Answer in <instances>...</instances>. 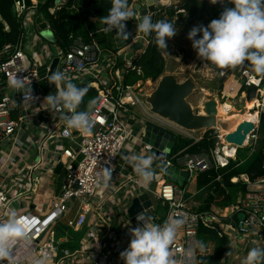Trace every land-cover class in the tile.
<instances>
[{
	"label": "built area",
	"instance_id": "1",
	"mask_svg": "<svg viewBox=\"0 0 264 264\" xmlns=\"http://www.w3.org/2000/svg\"><path fill=\"white\" fill-rule=\"evenodd\" d=\"M13 1L15 13L24 14L22 27L25 29L33 21L36 1L30 0L32 5L29 7L26 0ZM55 5L58 7L61 4ZM75 5L71 6L76 8ZM224 5V0L214 4L213 12L217 14ZM158 13L159 9L148 10L147 15L156 22ZM138 19L137 11L131 20L125 22L126 30L130 33L127 48H131L140 37L142 45L138 50H133L129 60L123 59L120 64L117 63V56L124 51L109 55L98 41L97 35L104 28L88 31L86 36L70 33L66 48L55 45L58 58L55 71H62L71 82L77 78L86 80L96 90L95 103L89 111L91 127L87 130L67 129L60 119L67 109L53 112L44 101L48 93L44 91L42 82L48 77L52 60L50 42L46 41L44 49L45 57L49 55V50L51 58L43 67L37 61L40 58L37 49L41 50L38 42L42 38L39 34L35 46L29 41H21L18 44L5 43L0 48V170L8 162L15 166L17 173L16 179L0 185V217H19L28 231L27 238L13 246L9 257L0 258V264H33L34 259H44V263L49 264H124L119 254L129 243L120 238L125 232L126 239L130 241V229L140 223L136 220L138 213L131 221L127 211L132 198L143 193L151 201V222L162 224L169 218L182 221L171 245L173 255L186 252L194 255L199 243L197 234L200 225L216 227L224 234L251 236L264 242V159L261 175L249 177L243 173L230 179L232 182L242 180L245 190L235 202L223 208L212 206L200 212L192 209L193 205H197L193 197L186 198L184 188L166 179L167 170L171 167L187 171L185 180H189L198 173L225 166L228 162L219 164L215 145L208 150H188L189 145L206 135L216 140L218 128L184 130L155 116L151 120L147 117L149 112L143 101L146 91H143L141 84L145 81L138 80L132 84L122 82L125 74H141L133 60L144 53L146 46L156 38L155 33L140 36L136 29H132L131 24ZM236 69L237 74L231 67L224 71L219 69L218 73L220 78L223 75L228 81L230 92H240L245 96L247 87H255L256 126L254 132L248 135L246 148L249 156L258 147L264 155V75L255 73L247 61ZM14 75L30 80L34 98L29 103L24 100L22 92L9 87L8 80ZM147 120L192 141L176 151L173 148L157 150L153 157L150 154L153 147L144 141L141 129ZM36 128L39 129L38 134L34 133ZM212 129L216 130L215 135ZM21 146L35 150L31 164L23 163L26 149L22 150ZM137 151L142 152L141 156L150 155L153 158L154 176L147 185L135 173L133 165L131 172L125 171L126 164H132V157ZM236 151L237 148L233 157ZM14 153L16 155H12ZM63 159L66 173L62 191L52 199L49 211L43 216L26 210L16 211L14 204L19 200L21 187L24 188V184L30 186L38 180L35 170H43L47 165ZM105 169L112 170L107 186L103 180ZM216 180L220 181L221 176L218 175ZM115 216L119 218L117 221L121 226L118 232L120 238L114 229L108 230L105 225L112 221H108L110 217ZM62 219L66 227L73 231L85 228L87 235L78 249L59 247L55 225ZM104 228L110 231L113 241L108 242L99 236Z\"/></svg>",
	"mask_w": 264,
	"mask_h": 264
},
{
	"label": "clouds",
	"instance_id": "2",
	"mask_svg": "<svg viewBox=\"0 0 264 264\" xmlns=\"http://www.w3.org/2000/svg\"><path fill=\"white\" fill-rule=\"evenodd\" d=\"M208 2L216 4L223 0ZM231 3L232 7H226L219 18L211 20L207 26H193L188 31L187 38L197 56L204 61L220 68H235L247 61L255 73L264 75V0H231ZM133 17L134 12L129 10L128 0H111L108 15L102 18V23L106 26L104 30L116 31L122 39L127 40L130 33L126 30L125 22ZM136 30L144 35L155 33L156 45L164 51H167V40L177 34L173 20L153 22L149 15L141 18ZM47 80L57 88L54 94L49 93L44 97L49 109L53 112L67 109V112L60 116L67 129H89V112L77 111L89 91L88 87H78L68 80L62 71L50 72ZM8 85L22 92L24 100L28 103L34 98L29 79L14 75L9 78ZM93 103L94 101L89 102V109ZM131 163L144 185L149 184L154 176L152 156L134 155ZM111 171L104 170L105 186L111 177ZM136 220L140 223L130 229L131 239L128 247L119 254L124 264H176L171 245L182 221L169 218L162 224H157L151 222L150 211H141L136 215ZM27 236L26 226L20 222L19 217L12 216L0 222V258L9 257L13 246L25 240ZM200 246L203 247L202 242ZM33 264H44V259H34ZM242 264H264V248H250Z\"/></svg>",
	"mask_w": 264,
	"mask_h": 264
},
{
	"label": "trees",
	"instance_id": "3",
	"mask_svg": "<svg viewBox=\"0 0 264 264\" xmlns=\"http://www.w3.org/2000/svg\"><path fill=\"white\" fill-rule=\"evenodd\" d=\"M130 1L131 0H128V5ZM224 3V8L217 13V16H219L226 7L233 6L231 0H224ZM26 4L28 7L32 5L30 0H26ZM72 4L86 8L98 18L100 22L99 25L106 27L102 23V18L108 15V10L111 7V0H66L65 4H61L58 7L55 5V0H43L40 2L36 7L34 16L42 14L48 18V27L54 35L55 45L59 48L67 47L69 43L68 35L70 33L86 36L89 29H94L96 28L95 26H97L90 23L85 15L78 13L75 8H72ZM208 5H211L213 10L214 4H208L206 0H181L175 6H169L166 10L168 14L174 13V10H183L188 13H193L198 11V9L207 11ZM52 8H54V10L51 12ZM151 9L153 10V5H151ZM23 17L24 14L18 15L15 13L13 0H0V48L5 43L18 44L22 41L24 38V29L22 27ZM102 34L106 41V33ZM129 41L130 37L127 40L121 38L119 45H126ZM109 48L112 52L117 51V48L112 46V43ZM133 62L140 68L141 74L136 75L135 72L125 74L123 78L124 84H132L137 80H144L147 78L153 81L161 75L163 73L165 60L160 49L156 45V39L150 42L146 46L144 53L137 56ZM76 85L78 87L86 86L89 89L77 111L89 112L91 109H89L88 105L90 101L95 100L96 90L88 86L85 81H80ZM191 141V139L186 137L177 136L173 151L189 145ZM214 145V138H207L206 135L200 141L189 145L188 150H208L213 148ZM238 149L239 148H237V151ZM263 159L264 155L261 149L258 148L250 155L249 160L246 162H240L239 159L230 158L225 166H218L217 168H212L208 171L196 174L195 177L191 178L194 180L193 189H188L187 186L188 181L191 179L184 180L181 187L185 189V197L189 198L192 196V200L197 203V205L192 206V209L200 212L209 210L212 206L223 208L235 202L238 195L244 192L245 183L242 180L232 182L230 179L243 173L248 174L249 177L261 175L263 173ZM218 175L221 176L220 181L216 180ZM68 230L71 233L73 231L70 228H68ZM197 235L199 242H202L203 245L208 242L213 243L212 253L209 255L211 260L220 259L230 251V244L227 236L216 227L200 225Z\"/></svg>",
	"mask_w": 264,
	"mask_h": 264
},
{
	"label": "water",
	"instance_id": "4",
	"mask_svg": "<svg viewBox=\"0 0 264 264\" xmlns=\"http://www.w3.org/2000/svg\"><path fill=\"white\" fill-rule=\"evenodd\" d=\"M146 1V0H144ZM147 4L151 0L146 1ZM55 3L65 4L66 0H55ZM134 10L139 11L138 24L144 15L148 14V8L140 3L134 4ZM214 12H209L208 15L199 18L201 25L207 26L213 19H218ZM36 32L50 42V49L52 52V60L49 65L50 72L55 71L57 64V51L54 45V35L48 27V18L37 14L34 18ZM141 36L143 33L138 31ZM142 38L129 48L126 53H121L117 56V63L120 64L123 59L129 60L132 57L133 50H138L141 47ZM173 57H177L176 60ZM165 58L163 73L156 78L155 86L152 90L147 92L143 101L148 108L149 114L157 118L163 119L173 125H176L184 130H200L209 128H218L221 124V119L216 115V101L211 97V94H200L203 98L199 103L193 104L190 97L198 90H210L216 86L210 82L205 81L201 72L202 66H209L211 62L199 59L195 62L190 74L183 80L178 79L176 70L180 67L184 54H170ZM46 85L48 88L53 86L46 78ZM244 100H239L236 108H240L245 102L250 101L255 95V87L249 86L244 90ZM143 130L144 141L152 145L154 155L157 150L163 148L172 149L176 141V135L157 125L151 120L145 121L141 127ZM251 125L248 122H240L232 131L225 135V139L241 148V144L245 140L248 133H250ZM187 171H180L175 167L167 170L166 179L175 181L179 186L187 177ZM153 211L151 201L147 194L143 193L132 198L128 208V216L131 221H134V215L141 211Z\"/></svg>",
	"mask_w": 264,
	"mask_h": 264
},
{
	"label": "crops",
	"instance_id": "5",
	"mask_svg": "<svg viewBox=\"0 0 264 264\" xmlns=\"http://www.w3.org/2000/svg\"><path fill=\"white\" fill-rule=\"evenodd\" d=\"M32 1H36V5H38L43 0H32ZM146 1H144V0H137V1L132 0V3L130 2V4L128 5V8H129V10L133 11L134 15H135L137 11L134 10L133 6L137 2L140 3L141 5L146 4L149 11H152L151 5H153V10L159 9V11H160L161 8H164V13H165V6L169 7L172 5L173 6L176 5V4H170V5H164L163 4L164 6H162L161 8H157V6H155L156 0H151L150 4H147ZM161 1L162 0H158L157 3L162 4ZM180 1L181 0H178V3ZM75 6H76L75 10H77L78 13L85 15L90 23L97 25V26H95L96 28L89 29L88 31L99 30L100 28L105 29V27H103V25H99L100 22H99L98 18L96 16H94L91 12H89L86 8L83 7L84 8V10H83L82 6H77V5H75ZM154 8H156V9H154ZM176 11L182 12L183 10H176ZM209 12L210 11L208 10V8H207V11H202V10L198 9L197 17H186L184 22L191 20L188 30H190L193 26L201 25L199 18H201L202 16L208 15ZM138 13H139V11H138ZM35 16L32 19L33 21L29 24L31 29H32V30L30 29V31H32L30 33V35L32 37L31 44L33 46H35V42L37 43V41H38V38H36L38 33L36 32V26L34 24ZM139 16H140V14H139ZM42 17H45V16L42 15ZM94 19H96V20H94ZM131 19L132 18H130L129 20H131ZM174 21H175V23L176 22L178 23L177 20H174ZM137 24H138V21L133 22L131 24L132 29H136ZM105 32L106 31L104 30L102 33H105ZM114 32L116 33V31H114ZM102 33H99V35H97L98 39H99L98 41L100 42V44L105 41L104 35ZM25 36H26V34H25ZM198 36H199V34H198ZM183 40L185 41V39H183ZM174 42L175 41L172 40L168 44L167 48L170 49L173 46ZM114 43H112V46L115 45L118 52L124 51L123 53L125 54L126 51L129 49V48H127V44L126 45H119L117 47L116 45H118V43L117 44H114ZM185 44H187L188 48L193 49L190 40H188L187 42L185 41ZM54 45H55V43H54ZM160 52H161L164 60H165L167 54L170 53V51H164L162 49H160ZM106 53H108L109 55H114L116 52H112L110 50L109 52H106ZM199 59L200 58L197 56L195 60L197 61ZM42 73H44L43 68H42ZM148 79H145V82H147ZM80 81H85L87 83L86 80H80V78L74 79L73 83L77 84ZM42 87L44 88V91L48 94L49 93L54 94L57 91V88L54 85L51 86L50 88L47 87L46 79L42 82ZM94 103H95V100H94ZM93 106H94V104H93ZM92 107H91V109H92ZM147 117L149 119L152 118L154 120V117L152 115L148 114ZM172 128H173V126H172ZM174 128H175V126H174ZM176 130H177V128H176ZM65 144H68V143L66 142ZM21 149L25 150L26 148L21 146ZM138 149H139V147H138ZM34 152H35V150L33 148L28 147L23 153V155H24L23 156V163L31 164V162L34 158ZM152 152H153V150L150 151V154L154 157L156 154L154 155ZM141 153L142 152L137 151V153L136 154L134 153V154L140 155ZM156 153H157V151H156ZM12 155H16V154L14 153ZM63 162H64V159L62 161H60L59 163H54V164L51 163L50 165H47L46 168L43 170H39V169L35 170L36 177H38V180H36L37 182L31 184L30 186L24 184V188H23V186L21 187L22 192H19V195H18L19 200L16 201V203L14 204V209H16V211H19V210L25 211L26 210V211L31 212L32 214L37 215V216L45 215L49 211V209L51 208L52 199L55 196L59 195L62 191V184H63V180H64L65 173H66L65 164ZM8 164L9 163L7 162L6 167H4L0 170V185L1 184L5 185L4 183L8 184L9 182H11L12 179H16L17 173L14 171L15 166H11L10 164L9 165ZM5 170H8V171H5ZM131 170H132V164H130V163L126 164L125 171L131 172ZM9 218H10L9 216L8 217H5V216L0 217V222L6 221ZM63 219L55 225L56 236L60 240L59 247L60 248H72V249L77 248L78 249V247H81V240L86 237L87 232H86L85 228H82L80 230L72 231V233H71L68 230V228L66 227ZM109 220H112V221H109ZM117 220H119V218L117 216L110 217L108 219L109 223L106 222L105 225L108 226L107 227L108 230L114 229L117 232L116 236L118 238H120V235L118 232H120L121 226L118 225V224H120V222H118ZM112 225H115V227L112 228ZM109 232H107L106 228H104V229H102V231L99 232V236L105 238L106 241H108V242L113 241V239L110 237ZM225 235L227 236V238L229 240L230 251L228 253H226L224 255V257H222L220 259H216V260H211L209 258V255L212 253L213 243L208 242L207 244L203 245V247H201L200 242H199L196 249H195L194 255L189 254L188 252L181 254V255L174 254V256L176 258V264H242V261L246 255L247 251L250 248H252V247L264 248V242L258 241L251 236L250 237L241 236V235H234L233 236V234H231V233H228ZM126 238H127L126 233L123 232L122 237L120 239L126 243H129V240ZM59 255H60V253H59ZM47 263H44V264H47Z\"/></svg>",
	"mask_w": 264,
	"mask_h": 264
},
{
	"label": "rangeland",
	"instance_id": "6",
	"mask_svg": "<svg viewBox=\"0 0 264 264\" xmlns=\"http://www.w3.org/2000/svg\"><path fill=\"white\" fill-rule=\"evenodd\" d=\"M157 1L158 0H156V3H155V6H157V8H161L164 5H170V4H177L178 3V0H165V1L162 0L161 1L162 4L157 3ZM206 1H208V0H206ZM130 2L132 3V0ZM208 4H211V3L208 2ZM167 8H168V6H165V10ZM207 8H208V10L210 12H213L211 5H208ZM154 9H156V8H154ZM176 12L177 11L174 10V13L168 14L167 10H166V13H164V8H162V9H160L159 13L156 16V21H159V20L172 21L173 20L174 25L177 28V34L174 37H172V38L167 40V44H169L172 40L175 41L173 46L170 49L167 48V51H170V53H168L167 56H169V54H178V53H183L184 54L183 59H182L181 64H180V67L176 70V73L178 74V79L183 80L192 71V68H193V66H194V64L196 62L195 59L197 57L196 56L197 54H196L195 50L191 49V48H188L187 44H185V41L187 42L189 40L187 38V33L189 31L188 28H189L191 20H189L187 22H184V20H185L186 17H197V12L198 11L193 12V13H189L190 15L186 11H182V12H179V13H176ZM174 20H177L178 23L177 22L175 23ZM28 26L29 27H27V28L25 27V29H24V33L26 34V36H25L24 39H22L23 42H27V41L32 42V37L30 35V33L32 31H30V29H31L30 25H28ZM105 33H106L107 38H106V41L101 43V47L104 49L105 52H109L110 51L109 47H110L111 43H114V42H115L114 44L118 43V45H116L118 47L119 44H120L121 38L119 37L118 33L117 32L115 33L114 31L105 32ZM145 36H147V35H145ZM183 39H185V41ZM46 43L47 42L44 40V38H41V41L38 42V47L41 48V50L37 49L38 53L40 54V58L37 59V61H38L39 64H41L42 67L44 65L48 64L49 61H50V58H51L50 57L51 53L49 52V50L47 51V53L49 55L45 57L46 52H45V49H44V44L46 45ZM35 45H36V42H35ZM114 47H115V45H114ZM27 54L29 55L30 53L28 52ZM42 54H44V56H42ZM219 68L220 67H218V66H216V65H214L212 63H210L209 66H202L201 72H202L204 80L212 82L216 86V88L210 89V90H203V91L198 90V91H196L194 93V95L192 97H190V100H191V102L193 104L199 103L200 101H202L203 98L200 96V94H205V93L206 94L210 93L211 95H215V97H216V99H217V101L219 103L223 104V103H226V102L229 101V96L228 95L231 94L232 92L229 91V83H228V81L226 80V78L223 75H222V78H220L219 75H215V77H214L215 70L217 71ZM224 70H225V68H223V71ZM237 71L238 70L236 68H233V72L235 74H237ZM142 81H145V79L142 80ZM155 81H156V79L153 80V81H151V79H148L147 82L142 83L141 87L143 88V91H146V93H147L150 90H152L154 88V86H155ZM238 97H240V95L231 100V102H230L231 103V107H233V104L236 102ZM233 109L235 110V108H233ZM34 133L38 134L39 133V129L36 128ZM215 133H216V130L212 129V134L215 135ZM220 147H221V144L217 146V148H220ZM246 147L239 148L238 151H236L237 152L236 156L233 157V158L232 157H227L226 161L228 162L230 158L239 159L240 162L248 161L250 156H249V151H247ZM152 153L154 154V151ZM187 186H188V189H193L194 180L191 179L190 181H188Z\"/></svg>",
	"mask_w": 264,
	"mask_h": 264
},
{
	"label": "bare ground",
	"instance_id": "7",
	"mask_svg": "<svg viewBox=\"0 0 264 264\" xmlns=\"http://www.w3.org/2000/svg\"><path fill=\"white\" fill-rule=\"evenodd\" d=\"M165 1V0H163ZM236 100V102L233 104V107H231V100L235 97L239 96ZM229 96V101L226 103H219L215 97V95H211V97L216 101V108H217V116L221 119V124L218 127L217 131V137L215 140V153L216 158L219 164L224 165L227 163V157H233L235 150L237 148V145L234 143H231L225 139V135L227 132L232 131L240 122H248L251 125L250 132H254L255 126H256V111H255V99L254 97L248 101L245 102L244 105L240 108H236V104L239 100H244L243 93H235L233 91ZM250 102V103H249ZM235 108V110L233 109ZM247 134L245 140L241 144V147H246L249 144ZM221 144L220 148H217L218 145Z\"/></svg>",
	"mask_w": 264,
	"mask_h": 264
},
{
	"label": "flooded vegetation",
	"instance_id": "8",
	"mask_svg": "<svg viewBox=\"0 0 264 264\" xmlns=\"http://www.w3.org/2000/svg\"><path fill=\"white\" fill-rule=\"evenodd\" d=\"M177 13H179V11ZM220 69H223V68H220ZM218 72H219V69L217 71L215 70L214 77H215V75H219ZM159 126H162L163 127V125H161V124ZM166 130H168L169 132H171V130H169V129H166Z\"/></svg>",
	"mask_w": 264,
	"mask_h": 264
}]
</instances>
